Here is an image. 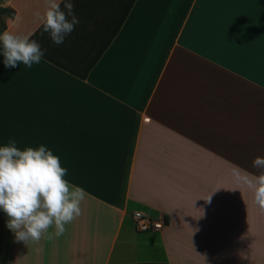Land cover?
<instances>
[{
    "label": "crops",
    "instance_id": "1",
    "mask_svg": "<svg viewBox=\"0 0 264 264\" xmlns=\"http://www.w3.org/2000/svg\"><path fill=\"white\" fill-rule=\"evenodd\" d=\"M71 2L80 24L60 48L32 39L76 71L97 58L82 79L0 52V146L43 144L87 196L39 243L0 210V264H264V210L233 175L264 171V0H134L125 16L124 0ZM0 8L14 10L0 32L42 26L44 0ZM134 210L159 228L137 232Z\"/></svg>",
    "mask_w": 264,
    "mask_h": 264
},
{
    "label": "clouds",
    "instance_id": "2",
    "mask_svg": "<svg viewBox=\"0 0 264 264\" xmlns=\"http://www.w3.org/2000/svg\"><path fill=\"white\" fill-rule=\"evenodd\" d=\"M35 15L42 25L41 35L48 33L54 45L63 44L80 24L71 0H44L43 12L37 11ZM33 35V32H0V52L6 68L22 63L31 69L42 61L46 50L31 39ZM16 143L10 139L8 144L0 146V210L8 217L6 226L16 241L26 244L59 238L67 231L66 225L81 216V204L87 192L65 178L67 168L43 144L21 150ZM252 163L256 169H264V157L257 156ZM233 175L238 183L253 190L256 205L264 210V171L252 176L237 167ZM211 196L206 202L211 203ZM51 228L54 233L49 232ZM38 251L42 252L43 248Z\"/></svg>",
    "mask_w": 264,
    "mask_h": 264
},
{
    "label": "trees",
    "instance_id": "3",
    "mask_svg": "<svg viewBox=\"0 0 264 264\" xmlns=\"http://www.w3.org/2000/svg\"><path fill=\"white\" fill-rule=\"evenodd\" d=\"M72 1V0H71ZM134 0H128L127 3L124 5V16L127 14L128 10L130 9L132 3H133ZM61 8H63V2L61 3ZM4 15L5 17H10L12 18L14 16V10L11 9V8H0V17ZM4 26H5V23L3 22L2 23ZM42 26L35 32V34L33 36H36L37 34L41 33L42 32ZM48 38H50V35L48 34ZM32 39V37H31ZM51 39V38H50ZM67 41L68 43L67 46L73 48L74 45L76 44L74 40H72V38H67ZM56 48H60L59 45H56L54 47V49ZM44 58H46L47 60L51 61L52 63H54L55 65L63 68L64 70L70 72L71 74H74L75 76L79 77V78H82L84 79L87 75V72L88 70L91 68V66L93 65L94 61L96 60L97 56L94 57V60L92 63L90 64H87L81 71H76L74 70L71 66L68 64H63V63H60L58 62L55 58L51 57L50 55L46 54L45 53V56Z\"/></svg>",
    "mask_w": 264,
    "mask_h": 264
},
{
    "label": "built area",
    "instance_id": "4",
    "mask_svg": "<svg viewBox=\"0 0 264 264\" xmlns=\"http://www.w3.org/2000/svg\"><path fill=\"white\" fill-rule=\"evenodd\" d=\"M134 228L137 232L152 231L159 228L160 224L155 223L147 214L141 210L132 212Z\"/></svg>",
    "mask_w": 264,
    "mask_h": 264
},
{
    "label": "rangeland",
    "instance_id": "5",
    "mask_svg": "<svg viewBox=\"0 0 264 264\" xmlns=\"http://www.w3.org/2000/svg\"><path fill=\"white\" fill-rule=\"evenodd\" d=\"M128 0H124V5L127 3ZM0 26H1V23H0Z\"/></svg>",
    "mask_w": 264,
    "mask_h": 264
}]
</instances>
